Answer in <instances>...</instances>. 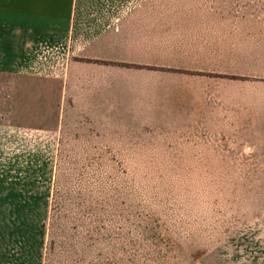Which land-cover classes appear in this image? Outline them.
Here are the masks:
<instances>
[{
    "label": "rangeland",
    "instance_id": "obj_1",
    "mask_svg": "<svg viewBox=\"0 0 264 264\" xmlns=\"http://www.w3.org/2000/svg\"><path fill=\"white\" fill-rule=\"evenodd\" d=\"M136 2L151 71L0 75V264H264V0Z\"/></svg>",
    "mask_w": 264,
    "mask_h": 264
},
{
    "label": "crops",
    "instance_id": "obj_2",
    "mask_svg": "<svg viewBox=\"0 0 264 264\" xmlns=\"http://www.w3.org/2000/svg\"><path fill=\"white\" fill-rule=\"evenodd\" d=\"M150 20L149 6L136 0H0L8 106L20 91L38 93V104L50 106L45 93L62 87L67 101L82 98L99 73L112 81L127 71H151Z\"/></svg>",
    "mask_w": 264,
    "mask_h": 264
}]
</instances>
